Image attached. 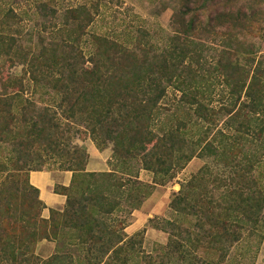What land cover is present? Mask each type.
Instances as JSON below:
<instances>
[{
    "label": "trees",
    "instance_id": "16d2710c",
    "mask_svg": "<svg viewBox=\"0 0 264 264\" xmlns=\"http://www.w3.org/2000/svg\"><path fill=\"white\" fill-rule=\"evenodd\" d=\"M107 1L93 0L89 7L63 11L57 42L46 43L42 36L33 38L18 30L14 34L13 25L0 22V76L6 66L23 65L24 75L31 76L33 94L58 104L68 122L85 123L97 145L113 143L118 169L86 172L82 151L74 149L67 155L60 149V136L65 134L61 117L50 107L23 98L27 91L21 79L0 78V173L9 167L14 170L0 181V264H136L131 261L138 256L141 242L127 238L124 221L109 220L123 211L124 203L130 205L131 214L137 204L133 200L139 201L146 185L117 177H138L145 170L163 184L196 158L209 163L181 187L171 207L183 212L189 207L197 217L194 230H184V241L209 249L210 257L201 263L228 264L227 256L232 257L242 240L245 223L252 237L264 236L256 234L264 222V181L259 178L263 177L259 167L264 165V55L257 59L259 42L241 40L258 27L264 29V6H258L257 0H171L174 14L163 40L146 39L140 32L125 44L86 32ZM37 4L43 19L59 12L46 2ZM13 16L11 11L9 18ZM87 35L88 56L81 48ZM216 44L222 47L219 54L213 52ZM211 76L218 78L231 98L219 110L206 102L207 77ZM169 90L180 96L167 109L161 102ZM223 118L228 133L216 130ZM201 124L205 126L199 129ZM194 127L200 133L196 139ZM36 145L38 152L63 156L69 164L64 170L73 173L70 188L63 191L65 211H51L48 220L42 218L45 206L38 189L16 183L18 177L33 171L31 167L41 165L31 159ZM130 167L137 168L135 174ZM80 177L99 178L106 189L97 193L91 189L92 196L83 197L78 212L69 189L80 184ZM109 182L123 203L105 193ZM209 183L212 191L204 188L200 199H190L198 186ZM129 184L137 194L123 191ZM219 186L224 191L216 195ZM61 232L69 234L65 251L45 260L39 257L37 245L58 243ZM180 246L172 239L165 255ZM75 252L83 257H75Z\"/></svg>",
    "mask_w": 264,
    "mask_h": 264
},
{
    "label": "rangeland",
    "instance_id": "374dc122",
    "mask_svg": "<svg viewBox=\"0 0 264 264\" xmlns=\"http://www.w3.org/2000/svg\"><path fill=\"white\" fill-rule=\"evenodd\" d=\"M38 1L46 2L50 6V9L55 11L58 10V14L49 20L43 19L42 16L44 14H41L40 10H37ZM92 1L93 0H0V22L6 20L8 24L13 25L12 33L14 34L18 32L22 35L26 34L27 36L31 34L33 38L42 36L41 38L46 43H51L52 41L57 42L61 39L59 29L62 21L60 15L63 14V11L83 6L89 7ZM257 2L260 4L258 6H264V0H257ZM106 4L107 6L103 8L99 15H97L93 24L87 28V34L107 36L112 40H119L120 42L129 44L131 40L136 39V36L141 33H145L146 39L150 38L149 40L161 41L163 40L162 33L166 34L170 32L171 18L174 14L173 8L171 7L173 5L171 0H108ZM221 6V4L217 6V8L220 7L218 10L222 9L223 6ZM245 6L246 5H244V7ZM11 11H13L15 15L13 18H9ZM15 21H17L18 24L15 25V23H17ZM17 30L18 32H16ZM88 39L89 36L87 35L84 37V40L86 41L81 44V48L87 56L90 48ZM241 40L246 43L259 42L260 46L259 50H257V59L264 55L263 28L261 29L258 27L255 33L252 35L247 34L245 37H242ZM213 48L215 49L213 52L218 54L222 49V47L217 44ZM210 58H212L213 62L216 61V58L213 55H210ZM86 65L90 66V63L87 62ZM254 66L255 64H252V68ZM8 76L17 77L26 85L27 92L23 93V98L33 99L39 107L48 106L56 112L57 116L61 117L63 120L61 131L65 134L60 136V149L67 152V155L72 154L74 149L82 151L85 154L84 167L86 172L104 173L118 170L116 168L117 162L113 157V143L107 141L105 142V145H97L88 133V128L85 123L75 119L68 122L67 119H65L63 111L59 109L58 104L49 103V97H41L40 95L33 94L29 89V85H31L29 79L31 76L29 74L24 75L23 65L17 64L14 67L6 66L4 75L0 76V78L6 79ZM207 78L208 83L206 85V95L208 100L206 102L210 103V108L219 110L223 105L230 104L231 98L228 94V90L225 89L224 85H222L218 78L216 79L215 76ZM179 96V93L169 90L168 95L164 98L161 104H163L164 108H173L179 100ZM225 120L226 119L223 118V120L219 122L216 130L223 128V131L228 133L227 129H224ZM66 123H68L69 126L66 125ZM188 126V129H190L192 124H188ZM204 126L205 125L201 124L199 129L204 128ZM192 130L193 138H198L200 134L197 132L198 128L194 127ZM37 145L31 150L35 152V154L31 156V159L34 160V163H40L41 165L37 164L40 166L31 167L33 171L40 169L42 171L45 170L59 173L68 168L69 164L66 159V161L62 159L64 158L63 156H59L55 153L51 154L52 152H48L46 147L43 148L42 146L41 147L46 151L38 152ZM93 147L101 153L104 161L93 156L91 152ZM91 158L93 161L97 162L100 160L102 164L106 162V171L99 170L101 167L93 166L90 168H95V170H88ZM206 163H209L207 159H193L182 171H180L177 177L168 180L163 184L160 183L159 177H154L151 172L145 170L139 171L138 177H117L118 179L122 178L123 181L131 179V181H139L146 185L141 196L138 195L139 201L135 200V202L133 200V203L137 204L134 205L136 209L131 214L129 213L130 205L124 203L123 211L116 213V215L112 217V221L109 220L111 223L114 222V219L117 221H124L126 223L124 234L127 238L134 237L136 241L141 242L137 245L138 256L135 260L132 259V263L139 264L141 260L145 261L147 258L149 263L148 261H145L146 264H202L201 262L205 257H210V255H208L210 253L208 248L197 246L196 243L191 245V243L184 241V238L186 237L184 230L189 228L193 229V224L195 225L197 222V217L193 216V210L187 207V211L183 212L181 210L179 211L177 208L171 207V202L174 196L180 192L181 187L185 185L186 182H188L204 165H206ZM130 170L135 174L137 168L130 167ZM13 171V168L9 167L4 172L0 173V181ZM259 171L263 176L259 178L264 181V165L259 167ZM116 175L120 176L118 174ZM28 176V173H25L24 176L18 177L16 182L18 187L29 185L30 181ZM93 180H96L94 184H92ZM79 183V185H76V188L69 189L70 196H73L75 204L77 203L75 209H78V212L84 203L83 197L92 196V193H90L91 189H95V193H97V190L106 189V185L103 184L99 178L90 179L88 177H80ZM210 184L211 183L206 184L203 188L198 186V188L194 190L193 196L190 199L193 201L200 199L199 195L204 193L202 190L204 188L207 192L212 191L213 188ZM111 185L112 183L109 182V188L105 193L110 196V199L113 198V195H116V197H114L116 200L121 199L118 197V192L114 191V188ZM123 191L126 193L133 192L134 194H137V191H135L132 184L125 186ZM222 191H224V187L222 188V186H219V189H216L214 193L218 195ZM126 197L127 196H125V198ZM133 198L136 197L133 195ZM78 206L80 207L78 208ZM66 207L67 205H65L64 209L61 211H51L61 214L65 211ZM51 211L49 216L45 218L43 209L41 212L42 218L48 220L51 217ZM56 219L60 220L61 217L58 216ZM251 234L252 230L248 228L245 223L241 230V235H243L242 240L235 245L232 257L227 256L228 260L230 259L228 264H264V236L259 238L254 235V237H252ZM256 234L264 235L263 221ZM172 239L181 243V246L176 249L175 252H171L168 256V254L165 255V252ZM69 241V234L62 233L59 237L58 243L47 241L39 243L36 248V254L44 260L48 259L56 252L65 251V247L68 246L67 243H69ZM173 247V245L170 246V251L173 250ZM75 257L82 258L83 254L81 252H75ZM214 261L215 263H218V259H215ZM223 264H227V261Z\"/></svg>",
    "mask_w": 264,
    "mask_h": 264
},
{
    "label": "crops",
    "instance_id": "0c3cea01",
    "mask_svg": "<svg viewBox=\"0 0 264 264\" xmlns=\"http://www.w3.org/2000/svg\"><path fill=\"white\" fill-rule=\"evenodd\" d=\"M91 152L93 156L104 161L103 156L96 148H92ZM102 156V157H101ZM91 161L88 166V170L93 171V167H101L99 170L106 171L107 164L101 161ZM73 179V173L69 171H63L59 173H54L51 171H32L29 174L30 184L34 186L39 191V199L43 202L44 208V217L47 218L51 210L61 211L64 209L67 196L64 193V189H68L71 186ZM59 189V190H57Z\"/></svg>",
    "mask_w": 264,
    "mask_h": 264
}]
</instances>
